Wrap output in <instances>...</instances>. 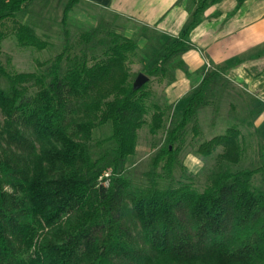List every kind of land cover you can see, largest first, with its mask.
Listing matches in <instances>:
<instances>
[{"label": "trees", "instance_id": "16d2710c", "mask_svg": "<svg viewBox=\"0 0 264 264\" xmlns=\"http://www.w3.org/2000/svg\"><path fill=\"white\" fill-rule=\"evenodd\" d=\"M34 1L0 0V56L8 21L17 24L20 47H48L16 18ZM218 1L187 0L188 22L145 67L146 77L165 78L172 64L186 72L181 58L191 49L190 34ZM245 1L236 0L237 7ZM79 3L68 0L63 22ZM82 38L97 40L100 54L65 71L64 53L51 73L11 72L0 62V264H264V190L253 181L264 164L234 169L245 156L241 126L252 121L236 119L199 145L202 158L222 148L203 190L174 178L184 132L214 103L228 65L208 71L166 127L167 113L152 102L148 83L138 87L131 74L138 42L108 22ZM144 125L152 134L166 127V134L146 183H136L128 166ZM102 127L110 135L94 141Z\"/></svg>", "mask_w": 264, "mask_h": 264}, {"label": "rangeland", "instance_id": "374dc122", "mask_svg": "<svg viewBox=\"0 0 264 264\" xmlns=\"http://www.w3.org/2000/svg\"><path fill=\"white\" fill-rule=\"evenodd\" d=\"M67 2L68 0H35L17 14V21L33 27L39 37L48 42V47L44 50L20 47L13 34L17 24L8 21L3 28L7 37L1 46V64L9 71L16 73H51V67L61 53H64L60 64L62 71H65L76 59L81 61L86 58L91 63L93 57L100 54L101 48L98 46L97 40L90 43L84 42L82 35L106 22L110 24L113 31L122 35L127 36L126 30L133 32L132 38L139 44L138 56L129 66L134 80L140 74L145 75V67L154 66L163 55L164 46L160 48L159 44L151 43L155 37L147 29L124 18L106 13L89 0H80V3L69 12L66 21L63 22V12ZM147 41L149 43H146ZM174 68H178V66L176 64L169 66V72L165 78L160 75L147 77V81L144 83H148L149 89L153 93L152 102L160 105L167 113L166 127L172 125L174 118L181 116L188 101V99L181 101L176 106L177 109L166 102L165 86L169 78H172L170 71H173ZM252 109L255 112L258 109L264 112V105L254 103L249 97L237 92L228 84L217 86L214 103L210 107L200 110L196 120L188 125L184 132L182 153L174 178L192 183L197 189L203 190L211 172L218 163L217 158L222 153V148H218L209 158H202L196 155L198 147L215 136L225 134L228 125L236 123V119L252 121L253 124L251 127L246 124L241 126L245 156L240 165L234 169H253V167L262 166L264 164V122L261 126H254V121L260 115L254 114ZM173 114L174 118H172ZM194 125L198 127L197 134L193 129ZM166 127L157 134H152L147 125L139 130L136 154L130 158L128 166L134 182L137 183L139 180L145 182L144 174L152 171L153 159L163 144ZM109 135V127H102L94 132L93 139L102 141ZM161 166L158 171L162 174ZM253 181L257 188L264 190V171L254 176Z\"/></svg>", "mask_w": 264, "mask_h": 264}, {"label": "crops", "instance_id": "0c3cea01", "mask_svg": "<svg viewBox=\"0 0 264 264\" xmlns=\"http://www.w3.org/2000/svg\"><path fill=\"white\" fill-rule=\"evenodd\" d=\"M89 1L106 13L147 29L155 37L151 43L160 48L179 37L189 19L187 0ZM126 35L132 38L133 32L126 30ZM189 43L191 49L181 58L186 72L174 68L165 86L166 102L174 109L189 99L208 71L221 65L228 68L219 86L228 84L264 105V0H246L240 7L236 0H219L205 11ZM263 113L254 121L255 127L263 125Z\"/></svg>", "mask_w": 264, "mask_h": 264}, {"label": "water", "instance_id": "95a60500", "mask_svg": "<svg viewBox=\"0 0 264 264\" xmlns=\"http://www.w3.org/2000/svg\"><path fill=\"white\" fill-rule=\"evenodd\" d=\"M147 81V77L143 74H140L138 77H137V80H136V84L138 87H141L142 85H144V83Z\"/></svg>", "mask_w": 264, "mask_h": 264}, {"label": "built area", "instance_id": "2783aa9c", "mask_svg": "<svg viewBox=\"0 0 264 264\" xmlns=\"http://www.w3.org/2000/svg\"><path fill=\"white\" fill-rule=\"evenodd\" d=\"M110 175H111V170H108L105 172L104 177L107 179L110 177ZM107 184H108V182H105V185H107Z\"/></svg>", "mask_w": 264, "mask_h": 264}]
</instances>
